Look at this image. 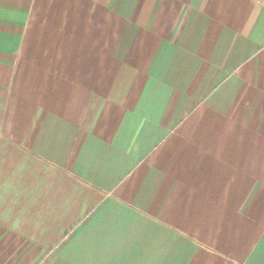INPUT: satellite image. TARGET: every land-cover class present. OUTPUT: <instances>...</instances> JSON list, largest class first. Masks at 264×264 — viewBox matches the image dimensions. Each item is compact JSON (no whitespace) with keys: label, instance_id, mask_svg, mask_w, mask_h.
Here are the masks:
<instances>
[{"label":"crops","instance_id":"crops-1","mask_svg":"<svg viewBox=\"0 0 264 264\" xmlns=\"http://www.w3.org/2000/svg\"><path fill=\"white\" fill-rule=\"evenodd\" d=\"M0 264H264V0H0Z\"/></svg>","mask_w":264,"mask_h":264}]
</instances>
